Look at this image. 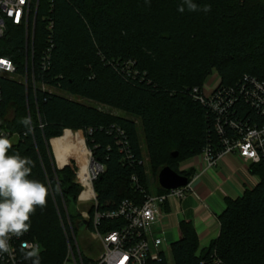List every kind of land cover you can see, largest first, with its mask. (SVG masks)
I'll return each instance as SVG.
<instances>
[{"label": "trees", "instance_id": "trees-1", "mask_svg": "<svg viewBox=\"0 0 264 264\" xmlns=\"http://www.w3.org/2000/svg\"><path fill=\"white\" fill-rule=\"evenodd\" d=\"M194 2L210 5L211 11L181 13L182 0L40 1L34 70L40 86L53 91L39 87L35 93L20 81L1 80L0 128L20 134L10 154L29 157L34 162L29 178L49 189L47 204L36 208L28 231L29 238L42 245L41 264H62L66 239L61 218L79 222L80 215L74 218L71 210L78 208L83 191L76 182V162L59 169L51 142L63 166L69 159L78 160L59 158L55 142L69 133L85 138L93 159L105 167L94 182L101 211L124 200L142 204L147 195L170 193L157 182L163 166L190 180L195 172L180 171L181 163L201 155L208 146L222 148L215 117L195 98L194 89L202 91L214 72L220 87H236L246 76L264 80V0ZM50 42L54 44L51 65L43 70L40 62ZM0 56L12 59L19 72H25L27 57L33 56L31 46L27 54L23 29L9 30L0 43ZM78 99L127 116L105 113ZM233 110L237 120H259L243 100ZM25 117L31 119L33 130L20 123ZM137 121L153 168L154 191L146 182ZM175 153L178 157L173 158ZM250 169L259 176V185L237 200H228L218 218L220 235L208 248L199 253L195 227L181 222L182 238L171 246L174 264H208L214 257L224 264H264V166ZM135 175L138 185L132 181ZM148 264L169 262L162 255Z\"/></svg>", "mask_w": 264, "mask_h": 264}, {"label": "built area", "instance_id": "built-area-1", "mask_svg": "<svg viewBox=\"0 0 264 264\" xmlns=\"http://www.w3.org/2000/svg\"><path fill=\"white\" fill-rule=\"evenodd\" d=\"M41 0H0V43L8 35L12 27L23 29L26 39V51L32 47V56L27 57L25 64L24 84L27 91L30 87L36 93L41 87L44 91L53 89L36 80L34 70V43L37 13ZM48 29H54L51 22ZM54 44L50 42L41 58L43 70L50 68V61ZM31 60V61H30ZM31 66V68H30ZM23 74L19 72L15 62L0 56V109L3 102V89L1 80H16L13 75ZM8 75L9 77H7ZM17 81V80H16ZM195 98L206 105L215 117V129L221 138L222 148L208 146L198 158L208 167L215 166L225 155H236L243 159L251 167L252 165L264 166V80L246 76L241 83L234 87H215L209 95L194 89ZM243 100L259 116L258 121H242L234 118L236 103ZM41 127H43L41 125ZM33 130V127H30ZM0 135L7 136L12 142L20 138V134L11 130L0 128ZM80 172V171H79ZM76 182L83 188L79 196L80 202L88 205L87 211H80L79 222L87 221L89 224L84 231L76 228L79 222L73 223L68 216L66 220L61 218L62 228L66 237V253L62 264H148L150 261H159L167 253L162 249L165 245V229L163 219L165 217L164 206L171 197L184 199L192 190V181L177 190L170 191L166 195H147L142 204L131 200H124L112 210L101 211L94 190V182L105 172V167L93 158L89 167V180L93 187V194L82 198L86 191L84 184ZM132 181L138 185V177L135 175ZM79 234L87 236H79ZM22 241L29 243L38 242L31 240L29 233L19 239L13 238L10 244L15 249L12 255L0 254V264H31L25 260L20 248ZM39 243V242H38ZM40 244V243H39ZM167 245V244H166ZM41 251L42 252V245ZM168 251L171 246L167 245ZM208 264H224L222 260L214 257Z\"/></svg>", "mask_w": 264, "mask_h": 264}, {"label": "crops", "instance_id": "crops-1", "mask_svg": "<svg viewBox=\"0 0 264 264\" xmlns=\"http://www.w3.org/2000/svg\"><path fill=\"white\" fill-rule=\"evenodd\" d=\"M217 77L209 91H213L219 85L220 77L218 75ZM70 147L72 153L64 154L60 151L57 152V156L59 158L75 156L71 143ZM52 150L54 152L53 145ZM54 155L58 167L67 166L73 160L69 159L61 166L55 152ZM179 170L194 171L195 179L192 181V190L184 199L171 197L164 206L166 215L162 224L165 229V245L172 246L182 238L180 224L184 220L195 227L200 251H203L220 235L218 218L226 210L228 200L243 197L248 190H253L259 185L260 178L251 172L248 163L236 155L223 156L213 167H208L198 158H192L181 163Z\"/></svg>", "mask_w": 264, "mask_h": 264}, {"label": "clouds", "instance_id": "clouds-1", "mask_svg": "<svg viewBox=\"0 0 264 264\" xmlns=\"http://www.w3.org/2000/svg\"><path fill=\"white\" fill-rule=\"evenodd\" d=\"M185 9L207 13L211 11V6L201 7L194 0H182L178 11L183 13ZM20 123L30 130V118L25 117ZM11 147L12 141L0 135V254L9 255L15 251L10 241L21 238L30 230L31 216L37 207L46 206L49 196V189L44 183L29 178L34 162L19 153L10 154ZM20 251L31 264H41L38 242L22 241Z\"/></svg>", "mask_w": 264, "mask_h": 264}, {"label": "rangeland", "instance_id": "rangeland-1", "mask_svg": "<svg viewBox=\"0 0 264 264\" xmlns=\"http://www.w3.org/2000/svg\"><path fill=\"white\" fill-rule=\"evenodd\" d=\"M260 1L261 0H246V2L251 3V4L258 3ZM6 76L9 77L8 75H6ZM13 76H14V78L17 81H24L25 80L24 73L23 74L13 75ZM217 79H218V77H217V73L216 72H214L207 79V81L205 83V88H204V94L205 95H209L211 93V91H209V87L211 85L213 86V84L217 81ZM73 99H77V98H74L73 97ZM78 100L80 102L86 104V105L96 107L99 110H101V111H103L105 113H108V114H113V115H116V116H123V117H126L127 116L122 111H119V110L110 108L108 106H104V105L98 104V103L93 102V101H90V100H86V99H78ZM137 124H138V128H139V133H140V137H141V144H142V149H143V155H144V164H145V169H146V182L151 187V190L154 191V188H155V179L153 177L152 164H151L150 158H149L148 153H147V149H146L145 140H144L143 131H142V127H141L140 121H137ZM75 133H81V132H75ZM82 136L84 138V135L83 134H82ZM69 142L72 144V147H73L74 152H75V156L72 155V156H68V157H66V156L65 157H62L64 159L63 161L66 162L70 157L76 158L78 160L79 164H80V167H79L78 162L75 159H73L76 162V167H78V171H80L83 174L86 171L88 158H91V160H92L93 153L87 147L85 138L82 139V137L79 134L77 135V134H70V133L67 134V136L64 137L63 139L55 142L54 146H55V149H56L55 150L56 153L57 152L60 153V151L62 153H66V154L72 153ZM89 153H90V157H89ZM53 154H54V152H53ZM54 157H55V155H54ZM69 163H71V162H69ZM81 164H82V170H81ZM181 168H182V166H181ZM88 207H89L88 205L86 206L82 202L78 201V209L80 211H87L88 210ZM81 235H83V234H79V236H81ZM83 236H87V235L85 234ZM65 239H66V237H65ZM162 249L167 253V256H168L167 258H168L169 264H174L173 263V259H172V252L171 251H168L167 245H163L162 246ZM201 252L202 251H200V246H199V253H201Z\"/></svg>", "mask_w": 264, "mask_h": 264}, {"label": "water", "instance_id": "water-1", "mask_svg": "<svg viewBox=\"0 0 264 264\" xmlns=\"http://www.w3.org/2000/svg\"><path fill=\"white\" fill-rule=\"evenodd\" d=\"M51 147H52V142H51ZM173 158L178 157V153H175L172 155ZM63 167H58L59 169H63ZM157 182L160 186L161 189L164 191L170 192L173 190H177L179 188L185 187L189 184V178L183 176L182 174L174 171L171 167L169 166H163L157 176ZM72 216L74 218L79 216V210L77 207H74L72 210ZM87 221L80 222L78 227L80 231L86 230L88 226Z\"/></svg>", "mask_w": 264, "mask_h": 264}, {"label": "bare ground", "instance_id": "bare-ground-1", "mask_svg": "<svg viewBox=\"0 0 264 264\" xmlns=\"http://www.w3.org/2000/svg\"><path fill=\"white\" fill-rule=\"evenodd\" d=\"M85 142V141H84ZM66 154V153H64ZM89 157H90V153H89ZM90 163H91V158H88V162H87V167H86V171L85 173H79L78 175V180L81 181L84 186L86 187V191L83 193L82 198H86L90 195L93 194V187L92 184L89 180V167H90Z\"/></svg>", "mask_w": 264, "mask_h": 264}]
</instances>
